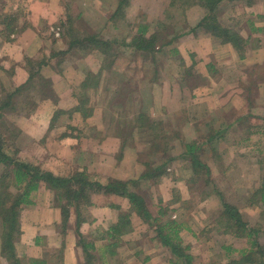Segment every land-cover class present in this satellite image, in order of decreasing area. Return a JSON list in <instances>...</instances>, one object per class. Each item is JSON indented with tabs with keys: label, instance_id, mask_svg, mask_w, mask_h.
<instances>
[{
	"label": "rangeland",
	"instance_id": "rangeland-1",
	"mask_svg": "<svg viewBox=\"0 0 264 264\" xmlns=\"http://www.w3.org/2000/svg\"><path fill=\"white\" fill-rule=\"evenodd\" d=\"M263 1H257L256 4L251 6L244 2L229 4L223 2L221 5L222 10L218 11V20L221 26L233 28L247 41L242 58L229 44L222 45V50H219L214 55L211 54L213 56L210 60L206 59V57L205 59L203 58L204 60L200 58V61L198 57H201V55L197 50L200 51L201 49L193 42H186L185 39H175L173 45L163 48L166 57L161 60L167 59V62L164 63L166 75L174 76V79L179 76L182 68L180 69L178 67L180 64H176V62L181 59L183 68L185 70L189 68L190 77H209L210 80V85L199 88V92L197 91L198 89L193 90V93L196 92L201 95L195 93L196 95L194 94L192 100H188L189 96L184 95V98L188 101L182 102H179L180 97L177 96L174 100V105L170 104V96L167 95L168 97L164 99L166 94L164 95V91L159 89L157 85L152 88L153 107L150 108L149 119L154 122H163V127L164 124L169 127L173 125L175 130L182 133L181 139H183V142L178 140L168 141L169 146L167 148L169 149L167 152L171 154L172 161L166 164L165 175L156 176L149 180L139 179L145 171L143 164L147 163L153 169L163 161L160 158L161 152L153 155L151 147L144 144L146 140H151L148 136L150 134L149 131H145L143 134L138 128H134L130 134L133 140L127 139L128 135L125 136L128 143L132 145H126L123 149H121L122 139L116 137L117 135L109 134V136L101 137L103 134L96 133V131L104 132L105 129L101 123L103 108L98 104L102 98L98 93L88 96L90 102L86 106V110L90 111V108L93 110L91 112L92 115L84 121L85 124L81 122L83 132H73V135H79L84 139L83 143L87 146L86 148H89V151L92 150L93 153L86 150L82 154V161L76 163L74 161V156L76 155L74 150L66 157L61 156V152L58 151L62 147L59 142L64 140L60 136L65 131L68 134L70 133V130L66 128L67 124L77 126L78 121L75 118L72 120H68L67 117L61 118L62 121H59L58 125L51 128L48 135L43 136L39 132H33L34 134H32L21 129L20 122L23 117L19 116L16 118L15 116L14 119H12L13 117L11 119L15 122L20 133L16 140L13 141V144L19 149L20 158H24L33 164H40L47 170L51 167L54 172L57 169L65 171V168L72 169L78 166L80 171L83 168L86 169L92 180H101L102 182L113 179H138L139 191L137 192L147 199L148 209L152 216L157 215L159 206L164 207L168 209L169 212L167 211V214L172 220L186 226L180 233L181 244L189 247L190 253L194 257L193 264H228L225 247L236 250L247 247L245 239H235L231 235L224 234L223 228L218 227L221 201L236 206L246 223H248V227L260 229L259 242L264 245V207L260 205L257 208L250 206L253 191L264 179ZM80 3V0H62L64 13L61 16L60 23L55 22L49 29L53 37H56L54 32L58 29L59 36L57 38L67 41L64 36H66L68 18L73 23L74 33H87L90 36L98 34V31L101 34L102 30H105L106 17L98 11L95 13L94 11L84 10L85 17L82 21L85 23L86 28L82 27L83 29H80V27L76 26L77 14L84 9L80 8ZM190 3L186 0L178 1L174 7L170 6L165 11L153 9L156 19H149L150 17L138 7L131 10V12L127 9L119 18L122 22L120 28L115 31L109 29L111 32L109 38H115L114 47L119 46L121 41H123V35L127 34L130 37V31H135L137 26L142 23H147V37L157 32L161 33L157 27L158 23L168 26L169 30L172 29L173 31L174 29L176 33L185 31L188 28V23L195 24V22L200 20L204 12L198 6L188 8ZM26 4L27 0H0V16L9 15L15 20L13 25L16 30L15 35L10 36L12 42L15 41L16 37L22 36L27 29L31 28L36 34V32L40 31V28L46 27L41 24L42 15L35 12L33 14L32 11L27 9ZM126 6H128V1ZM192 7H194L193 12L187 14ZM181 8L188 9L183 12ZM153 10L150 11L153 12ZM143 14L146 16L144 17L145 21H142L143 19L141 18ZM159 17L160 19H158ZM149 22L150 24H148ZM3 26L1 23V31H4ZM197 31L203 33L205 37L211 38L205 30L200 29ZM199 32L197 33L200 34ZM128 38L126 37V42ZM4 43L9 44L8 42ZM201 46L203 47L204 45ZM172 49L178 52L177 57H174V65L170 64L171 58L168 59L169 52L173 51ZM45 51H49V49L46 48ZM94 53L97 54V59L101 61L103 58L102 53H99L98 49ZM128 57L131 58V61H134L132 52L128 53ZM3 58L9 61L8 56L5 57L4 54H0V62L4 60ZM204 61L210 62L204 64ZM12 63V66H9H11L13 72L17 71L16 74L15 72L13 73L15 74L13 80H10L12 74L6 76L0 72L2 79L0 84H4L8 89L10 86L16 87L15 84L27 77L24 72L27 73L28 71V67H21V69L17 66L19 64ZM209 64L217 69L218 72L216 74H208L206 65ZM131 66L133 67L134 65L132 64ZM136 76H138V73L135 74ZM199 81L202 82L203 78H200ZM102 91L103 89H100L99 93H102ZM77 92L78 90L74 89L72 96L63 102L64 105L58 106L57 104L56 109L71 110L77 107L78 102L75 97ZM21 107L19 106L18 110H21ZM181 110H185L184 113H180ZM11 119L6 118V121H11ZM219 124H228L229 135L226 140L220 141L218 144L213 143L217 150L215 153L205 147L206 151L202 157L210 168V175L207 178H205V175H201L196 179L194 173L189 169L188 161L184 157V145L186 142L194 140L195 132L193 128L198 127V134L205 135L207 127L212 125L217 127ZM78 128H80L79 125ZM125 131L128 132V130ZM251 131L254 133L245 142V137L249 136ZM70 138L74 139L73 137ZM41 148H43L42 151ZM213 154L214 156L212 157ZM93 199L96 204L93 203L94 205L90 207L92 209L96 205H107V207L120 205L123 211L128 209V202L126 201V206L123 204V208L117 197L105 199L97 196ZM159 202L160 204H158ZM90 208L82 209V215L87 218L88 222L93 221L92 209ZM117 214L115 210L113 222L116 221ZM71 216H73L72 220L74 221L73 212H71ZM135 221L136 218L132 216V223H136L135 231L122 237V240L125 241L124 244L129 249L126 251L127 247L121 248L119 250L121 252L120 257L125 258L128 254L131 258H136L140 264H167V260H171L172 256L167 248L162 247L157 240H154V228L151 229L145 224ZM84 230L86 232L89 228H84ZM80 233L82 234L81 230ZM74 238L76 241L75 233ZM138 240H141L139 246L134 242ZM136 252H139L140 255L138 256ZM230 259H238L236 253H233Z\"/></svg>",
	"mask_w": 264,
	"mask_h": 264
},
{
	"label": "trees",
	"instance_id": "trees-1",
	"mask_svg": "<svg viewBox=\"0 0 264 264\" xmlns=\"http://www.w3.org/2000/svg\"><path fill=\"white\" fill-rule=\"evenodd\" d=\"M127 1L122 0L119 4L116 12L117 18L123 14ZM178 1L185 0H171V6L174 7ZM186 1L191 2L188 8L198 6L204 10L202 17L197 22V28L205 30L213 41L221 45H231L242 58L247 41L233 28L221 26L218 20V11L222 10L223 2L228 4L244 2L251 6L260 0ZM181 9L183 12L187 11L186 8ZM144 17L146 16L143 14L142 21H145ZM14 22V18L9 15L0 16V24L4 25V31L0 30V39L3 43L12 42L10 36L15 35L16 31L13 27ZM66 23L68 26L64 38L67 39L68 49L64 53H60L62 56L73 50L79 52L81 56H85L98 49L103 58L100 61L101 67L97 74H93L89 70L84 72V80L78 87V92L75 93L78 106L71 110L55 109L45 135H48L51 128L62 121L61 118L67 117L68 120L75 118L78 121L77 126L68 123L66 128L70 130V133L65 131L60 138L73 137L79 140L81 137L73 135V132H83L81 122L85 124L84 121L92 115L93 110L91 108L90 111L86 110V106L90 102L88 96L98 93L102 98L98 104L103 108L101 123L105 129L104 132H97V134H103L101 137L109 136V134L117 135L116 137L122 139L121 149H123L126 145H132L128 143L127 139L133 140L130 134L134 128H138L143 134L145 131H149L148 136L151 140H146L144 144L151 147L153 155L161 152L160 158L163 161L153 169L151 165L143 164L145 171L139 179L149 180L165 175V166L172 161L171 154L167 152L168 141L183 142V139H181L182 133L175 130L173 125L172 128L167 124H164L163 127V122H154L149 119L150 108L153 107L152 88L157 85L164 91V95L166 94L164 99L170 96L175 100L179 96V102H182L192 100L194 89L210 85L209 77H190L189 68L187 70L183 68L181 59L175 61L176 64H180L178 67L182 68L179 76L174 79V76L166 75L164 63L167 62V59L161 60L166 57L163 48L173 45L175 39L190 34V28L176 33L174 29L173 31L169 30L168 26L158 23L157 27L161 33L157 32L147 37V23H142L131 34L129 41H121V45L114 47L116 40L109 38L111 32L108 28L101 34L89 36L87 33H74L73 23L69 18ZM121 23L119 19V25ZM172 50L169 52L168 59L171 58L170 64L174 65V57H177L178 52ZM130 52L133 53L134 61L128 57ZM25 62L29 76L24 83L9 89L0 84V257L7 264H50L53 260L56 264H61L66 235L70 228L69 220L71 212H73L75 216L74 233L77 237L76 246L82 253L81 264H103L95 245L102 241L106 243L105 253H109L111 258L117 257L118 259V251L125 245L122 237L134 232L136 227V223H132V216L136 218L135 222L145 224L151 229L154 228V240H157L162 247L167 248L172 256L171 260H167V264H193L194 257L190 253L189 247L181 244L180 233L186 226L172 220L167 214L168 209L159 205L157 215L152 216L148 209L147 199L137 192L139 191L138 179H113L102 182L101 180H92L86 169L83 168L80 171L78 166L72 169L65 168V171L57 169L56 172H53L44 169L40 164H33L20 158L19 149L13 144L20 130L12 119L15 116L16 118L19 116L28 118L41 101L50 100L57 104V95L50 78H45L41 73L42 68L48 66V63L43 58L37 61L26 59ZM206 66L208 74L214 75L218 72L213 65ZM0 69L6 76L13 74V70H4L1 64ZM137 73L138 76L135 77ZM200 78H203L202 82L199 81ZM0 82L2 83L1 77ZM100 89H103L102 93H99ZM184 95L189 96L188 100L184 98ZM19 106H22V111L18 110ZM184 111L181 110L180 113H184ZM11 117L13 118L11 119ZM6 118H10L11 121L7 122ZM5 122L7 123L5 124ZM227 126L228 124H219L217 127L209 126L205 135L198 134V127L193 128L194 140L185 143L184 157L196 179L201 175H205V178L210 175V168L202 157L206 151L205 147L215 153L217 150L213 143L218 144L227 139L229 135ZM253 133L251 131L244 141H248ZM74 158L75 162H78V157ZM42 188L51 192L53 206L60 213L58 230L62 237L61 247L53 255L46 253L41 259H20L16 254L15 244L21 236V211L23 207L33 204V194ZM252 195L250 206L264 207V179L261 180ZM97 196H112L127 201L128 209L123 211L120 205H111V208L115 209L118 214L116 221L109 226V229L102 234L83 235L80 233V227L86 223L87 218L82 215V209L86 210L92 207L93 198ZM220 206L218 227L223 228L224 234L231 235L235 239H245L247 242L245 249L236 250L225 247L228 264H264V245L259 242L260 229L248 227V223L236 206L223 201ZM140 241L134 242L139 245ZM233 253H236L238 259H230ZM116 263L119 264L118 260Z\"/></svg>",
	"mask_w": 264,
	"mask_h": 264
},
{
	"label": "crops",
	"instance_id": "crops-1",
	"mask_svg": "<svg viewBox=\"0 0 264 264\" xmlns=\"http://www.w3.org/2000/svg\"><path fill=\"white\" fill-rule=\"evenodd\" d=\"M80 1V8L84 9L77 14V27H80V29L86 28L85 23L82 21V19L85 17V10L92 12L94 11L95 13L96 11H98L100 14L106 17L105 29L108 28L115 31L116 29L120 28L121 24L119 25V18H117L116 12L122 0ZM170 6L171 0H128V6L124 8V11H127V9H129V11L131 12V10L138 7L150 17L149 19H156L153 9L165 11ZM26 7L29 11H32L33 14L34 12L41 14V24L42 26L46 27H42L43 29L40 28V31L36 32V34L31 28L27 29V31L22 36H20L19 38L16 37L15 41L9 44L3 43L0 39V54H4L5 57L8 56L9 58V61L3 58L4 60H2L0 64L4 70L11 71L12 62V64H19L17 66L21 68L26 67V59L37 61L43 58L44 61L48 63V66H44L41 70V73L43 76H45V78H50L53 89L55 90L57 95V104L58 106H62L64 105L63 102L68 100L72 96V91L74 89L78 90V87L84 80V72L86 70H89L93 74H97L99 72L101 67L100 61L97 59V54H95L94 51L87 53L85 56H81L80 53L76 50H73L68 54H63V56L60 54L64 53V51L68 49L67 41L62 40V38L53 37L49 29L53 24H55V22L60 23L61 16L64 13L62 0H27ZM193 8L194 7L190 8L187 14H191L193 12ZM150 10H153V12ZM158 19H160V17ZM197 22H195V24L187 22L191 32L190 34L185 35L180 39H185L186 42H193V44L197 45L198 48L201 49L200 51L197 50V52H199L201 55V57H198L199 61L200 58L205 59L206 57V59L210 60L211 57L214 54L218 53L219 50H222L223 47L220 44L218 45L216 41H212L210 37H205L203 33L197 31L200 30V28H197ZM148 24H150V22ZM103 31L104 30H102V32ZM98 32L100 33V31ZM133 32L134 30L132 32L130 31L131 34H133ZM197 32H199L201 35ZM123 36V41H126V37H129L127 36V34ZM129 40L130 38H128V41ZM201 45L204 46L202 47ZM46 48L49 49V51H45ZM41 49H43V51H41L42 53L40 52ZM75 58L76 60L74 61ZM209 62L210 61H204L203 63L208 64ZM14 72L16 74L17 71ZM24 73L27 75V77L15 84L16 87L18 85H21L28 79V71L27 73ZM15 74H12V76H10V80L14 79ZM6 87L7 86H5V88ZM200 89H198L197 91L199 92ZM195 93L196 92H194V94ZM196 94L201 95L200 93ZM170 99V104L174 105V99H172L171 97ZM57 104H54L50 100L41 101L38 104L36 110L33 111V113L28 118L21 119L20 128L32 134L39 132L44 136L47 131L46 129L48 128V122L50 121ZM83 140L84 139H82V137L79 140L64 138V140H61L59 142L60 144H62V147L59 148L58 151L61 152V156L66 157L69 156V153H71L72 150H74L76 153L74 157L77 156L78 162H80L83 158L82 154L86 150L89 151V148H86L87 146L83 143ZM42 149L43 148H41V151ZM89 152L93 153L92 150ZM48 170L53 171V168L49 167ZM98 197L109 199L112 196ZM117 199L120 200L123 208V204H125V206L127 205L126 201L119 198ZM52 200L53 199L51 192L46 190L45 188H42L33 194V204L31 206L23 207L20 216L21 236L18 242L15 244L16 254L20 259H41L46 253L49 255H53L61 247L62 237L59 234L58 230V224L60 223V213L56 208H54ZM93 203L96 204L94 200ZM91 214L93 217L92 220L94 222L92 220L91 221L93 223L90 221H86V223H83L81 225L82 228H80V230L83 235L102 234V232H106L109 229V226L115 222H113L115 217V210L111 209V207H107V205L94 206V208L91 210ZM72 218L73 216H71L69 220L70 228L67 231L66 244L63 249V260L61 264L82 263V253L80 248L76 246V241L74 238L73 229L75 220L73 221ZM84 228H89V230H86V232H84ZM105 244L106 243L104 241L97 242L95 244L97 251L102 258L103 264H117L116 260H118L119 264H140V262H137L136 258H131V256H129L128 254L125 256V258L120 257V251H118L120 258H111L109 253H105ZM101 246L102 248H100ZM124 247H127L126 251L129 249V247L126 245ZM136 254H138V256L140 255L139 252H136ZM0 264L7 263L0 257ZM50 264H56L55 260H53Z\"/></svg>",
	"mask_w": 264,
	"mask_h": 264
},
{
	"label": "built area",
	"instance_id": "built-area-1",
	"mask_svg": "<svg viewBox=\"0 0 264 264\" xmlns=\"http://www.w3.org/2000/svg\"><path fill=\"white\" fill-rule=\"evenodd\" d=\"M58 33H59V30L57 29V31L54 32V34H55L56 37L59 36Z\"/></svg>",
	"mask_w": 264,
	"mask_h": 264
}]
</instances>
